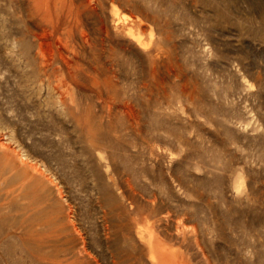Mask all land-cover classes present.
<instances>
[{"label": "rangeland", "instance_id": "374dc122", "mask_svg": "<svg viewBox=\"0 0 264 264\" xmlns=\"http://www.w3.org/2000/svg\"><path fill=\"white\" fill-rule=\"evenodd\" d=\"M0 144V264H264V0H0Z\"/></svg>", "mask_w": 264, "mask_h": 264}, {"label": "bare ground", "instance_id": "6f19581e", "mask_svg": "<svg viewBox=\"0 0 264 264\" xmlns=\"http://www.w3.org/2000/svg\"><path fill=\"white\" fill-rule=\"evenodd\" d=\"M92 126V125H91ZM100 127V126H99ZM99 129V128H98ZM92 133V131H91ZM1 147H3L4 149H6L7 146H4L3 144H0ZM116 145V144H115ZM116 148V147H115ZM113 150V149H112ZM123 157V156H122ZM121 157V158H122ZM118 161V160H117ZM123 162V161H122ZM34 169L37 171L36 167H34ZM114 185V184H113ZM138 186V185H137ZM104 190V189H103ZM101 193V192H100ZM196 194V193H195ZM113 203V202H112ZM209 206V205H208ZM121 210V209H120ZM116 212V211H115ZM148 217H146L147 219ZM167 219V218H166ZM137 220H140L139 217H137ZM148 220V219H147ZM178 220V219H177ZM125 222V221H124ZM176 230L179 231L180 229V224H181V220H178L176 221ZM127 226V225H126ZM144 227V226H143ZM151 227H152V223L151 224H146V227L143 228V230H140V234H139V237H140V240L143 242V243H147V246L149 247V250L152 254V261L154 264H165L166 262L170 264L169 260H171V257H170V253L169 251L164 247V242H163V239L159 238L158 235L155 234L154 232V229L151 230ZM142 227H139V229H141ZM184 230V228H182ZM120 230V229H119ZM188 230V229H187ZM146 231H147V234H146ZM189 231V230H188ZM119 232V231H118ZM181 233V232H179ZM182 235V234H181ZM82 236V235H81ZM183 236V235H182ZM121 239V238H124V235L123 234H118L117 236V239ZM118 239V240H119ZM74 241V240H73ZM55 250V249H54ZM53 250V251H54ZM57 251V250H56ZM128 252V251H127ZM48 253H46L45 255H47ZM53 255V253L51 252L50 255ZM128 254V253H126ZM44 255V256H45ZM49 255V254H48ZM55 255V253H54ZM53 257H56L54 256ZM47 257V256H45ZM77 257V256H76ZM75 257V259H76ZM58 259V258H57ZM67 259V258H66ZM71 259V258H70ZM73 260L72 263H69V264H76L78 263L75 262L76 260ZM60 260V258H59ZM64 260V259H63ZM51 261V260H49ZM68 262H71L69 259L67 260ZM84 263V262H83ZM57 264V263H56ZM59 264V262H58ZM62 264H63V261H62ZM64 264H68V263H64ZM89 264V263H88Z\"/></svg>", "mask_w": 264, "mask_h": 264}]
</instances>
